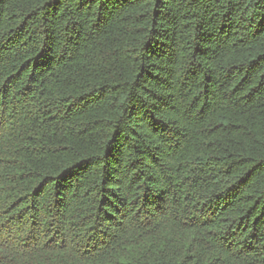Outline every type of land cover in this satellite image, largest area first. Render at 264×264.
Instances as JSON below:
<instances>
[{"label": "trees", "instance_id": "16d2710c", "mask_svg": "<svg viewBox=\"0 0 264 264\" xmlns=\"http://www.w3.org/2000/svg\"><path fill=\"white\" fill-rule=\"evenodd\" d=\"M0 264H264V0H0Z\"/></svg>", "mask_w": 264, "mask_h": 264}]
</instances>
